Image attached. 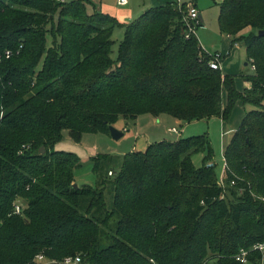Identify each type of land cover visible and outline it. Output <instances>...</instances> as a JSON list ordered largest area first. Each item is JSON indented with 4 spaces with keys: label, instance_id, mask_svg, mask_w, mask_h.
<instances>
[{
    "label": "trees",
    "instance_id": "1",
    "mask_svg": "<svg viewBox=\"0 0 264 264\" xmlns=\"http://www.w3.org/2000/svg\"><path fill=\"white\" fill-rule=\"evenodd\" d=\"M86 4L0 0V264H239L240 247L264 240V0H221V31L255 65L244 91L187 37L185 4L124 24L116 59L123 23ZM238 101L251 108L225 147L223 180L206 133L134 150L118 173H103L111 155L92 156L97 180L77 187L80 157L54 149L65 130L110 134L120 117L228 121Z\"/></svg>",
    "mask_w": 264,
    "mask_h": 264
},
{
    "label": "rangeland",
    "instance_id": "2",
    "mask_svg": "<svg viewBox=\"0 0 264 264\" xmlns=\"http://www.w3.org/2000/svg\"><path fill=\"white\" fill-rule=\"evenodd\" d=\"M109 6L115 16L123 23L114 28L112 39V56L116 59L118 56L119 43L124 37L125 25L134 19L139 18L148 9L154 7L155 0H129L128 4L121 6L117 0H103ZM196 3L201 12V25H197L196 33L201 44L210 52H225L226 64L230 73L240 75L252 72L251 65H246L247 61L246 47L242 43L241 47L231 48V41L219 27L218 12L221 0H184ZM94 7L88 6L89 12L101 10L99 0H92ZM111 13V12H110ZM246 32H243V34ZM225 68V67H224ZM241 77V75H240ZM241 81L242 79H238ZM238 87V85H237ZM239 89V88H238ZM244 91V90H243ZM226 101L224 97V102ZM251 106L238 101L227 122L219 116H212L207 119H196L184 124H176L173 116L163 113L160 115L159 122L154 121L149 114H141L138 120H125L120 117L116 122V127H124V135L119 139L114 138L111 134L106 133H85L80 141H76L70 135L68 130L64 131L63 138L58 141L54 149L59 151L75 152L81 159V166L76 169V183L94 184L97 180V174L93 171L92 156L107 153L111 155V160L107 163L103 173L111 168L118 173L125 158V155L134 150H145L148 141L152 143L160 140H175L180 137L199 135L206 133L211 141L214 156L213 161L217 163L216 170L219 180L226 176L224 146L231 140L235 132L234 126L239 124L240 118L245 109L249 110ZM174 126L176 132H171L168 127ZM150 143V142H149ZM133 147L136 149L132 150ZM226 147V146H225ZM204 153H196L193 161L196 166L202 165ZM111 196V195H110ZM110 196H107L110 199Z\"/></svg>",
    "mask_w": 264,
    "mask_h": 264
},
{
    "label": "built area",
    "instance_id": "3",
    "mask_svg": "<svg viewBox=\"0 0 264 264\" xmlns=\"http://www.w3.org/2000/svg\"><path fill=\"white\" fill-rule=\"evenodd\" d=\"M64 1V0H61ZM177 5L181 7L186 5L187 15L185 17V22L187 25L188 34L187 37L191 34H197L196 28L197 25L202 23L201 13L196 5V3L188 1L187 3L184 0H175ZM129 0H117V4L121 6L127 5ZM6 55L9 57L11 55L10 51L6 52ZM211 59L209 60V65L215 69L223 70V54L221 52H212L210 54ZM255 68V65H252ZM172 131L176 132V128L173 127ZM225 166L226 162H225ZM109 174L112 175L113 171L110 170ZM234 182V181H233ZM22 206L19 201L15 204V212L20 213ZM40 260L44 259L42 254L38 255ZM232 259L239 264H264V240H258L248 247H240L239 250L232 256ZM52 262H58L62 264H81L82 258L81 255H71L66 256L61 261L57 260H46L47 264ZM203 264H215L212 259L206 260Z\"/></svg>",
    "mask_w": 264,
    "mask_h": 264
},
{
    "label": "crops",
    "instance_id": "4",
    "mask_svg": "<svg viewBox=\"0 0 264 264\" xmlns=\"http://www.w3.org/2000/svg\"><path fill=\"white\" fill-rule=\"evenodd\" d=\"M100 1V8H101V10L102 11H104V12H108V13H110V14H112V15H114L115 16V14L110 10V9H108L109 8V6L105 3V1H103V0H99ZM168 1H174V0H155V2H154V5H152V6H158V5H163V4H165L166 2H168ZM201 13V12H200ZM219 13H220V9H219V12H218V16H219ZM218 16H217V18H218ZM249 31V28H247V29H245L243 32H248ZM226 36L228 37V39H230V40H232V38L229 36V35H227L226 34ZM236 47V48H238V47H241L242 46V43L240 42V41H236V42H232L231 41V48H233V47ZM219 52H221V51H219ZM222 54H223V67H225V68H223V72L224 73H228V74H234V75H236L235 73H230L229 72V69H228V65L226 64V54H225V52H221ZM246 55H247V53H246ZM245 64L246 65H248L249 64V62H248V60L245 62ZM251 65V64H250ZM251 68H253L252 67V65H251ZM242 74L243 73H240V75H241V77H240V75H236V83H237V85H238V88H239V90H241V91H243L244 90V88H245V80L243 79V77H242ZM238 79H242V84H239V83H241V81H238ZM246 112H247V110L245 109V111H244V113H243V115L241 116V118H240V122H239V124L238 125H236L237 127H233L234 129H237L238 128V126L240 125V123H241V121H242V119H243V117H244V115L246 114ZM150 116V118L151 119H153L154 121L157 119V121L159 122V118H160V116H158V117H155V116H153V115H151V114H149ZM140 117V115L137 117V118H135L134 120H132L133 122H135V120H138V118ZM126 120V119H125ZM173 120H174V122H176V124H184L185 122L184 121H182V120H180V119H177V118H175V117H173ZM223 120V119H222ZM224 121V120H223ZM225 122H227V121H225ZM114 125H116V123L114 124ZM174 126H172V127H168V129L172 132V128H173ZM117 128H119V129H121V130H123L124 131V127H117ZM174 132V131H173ZM147 144H146V147L150 144V143H152L151 141H148L147 140ZM150 142V143H149ZM227 144H225V146H226ZM225 146H224V148H225ZM134 149H136V147H133L132 148V150H134Z\"/></svg>",
    "mask_w": 264,
    "mask_h": 264
},
{
    "label": "water",
    "instance_id": "5",
    "mask_svg": "<svg viewBox=\"0 0 264 264\" xmlns=\"http://www.w3.org/2000/svg\"><path fill=\"white\" fill-rule=\"evenodd\" d=\"M259 33L261 34V33H263V31L260 30ZM110 134H111L114 138L119 139L121 136L124 135V132H123V130L117 128L114 124H112V125H110ZM44 151H45V148L42 147V148H41V152H44ZM73 186H74V187H77L78 184L75 182V183L73 184ZM51 264H62V263L52 262Z\"/></svg>",
    "mask_w": 264,
    "mask_h": 264
}]
</instances>
